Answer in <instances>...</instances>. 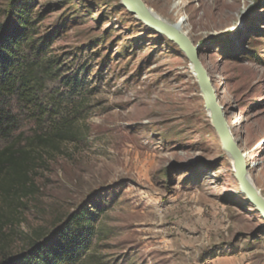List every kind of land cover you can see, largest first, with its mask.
Listing matches in <instances>:
<instances>
[{
  "label": "rangeland",
  "instance_id": "obj_1",
  "mask_svg": "<svg viewBox=\"0 0 264 264\" xmlns=\"http://www.w3.org/2000/svg\"><path fill=\"white\" fill-rule=\"evenodd\" d=\"M13 1L0 0V20ZM22 1L51 54L88 75L87 139L42 156L37 194L2 233L0 254L24 251L87 202L105 212L83 264H264V219L180 48L120 0ZM143 1L200 47L264 197V0Z\"/></svg>",
  "mask_w": 264,
  "mask_h": 264
},
{
  "label": "trees",
  "instance_id": "obj_2",
  "mask_svg": "<svg viewBox=\"0 0 264 264\" xmlns=\"http://www.w3.org/2000/svg\"><path fill=\"white\" fill-rule=\"evenodd\" d=\"M31 3L14 0L0 20V238L35 196L42 156L82 144L88 75L51 54L40 37ZM105 209L84 203L32 240L20 253L1 252L0 264H83L99 234Z\"/></svg>",
  "mask_w": 264,
  "mask_h": 264
},
{
  "label": "water",
  "instance_id": "obj_3",
  "mask_svg": "<svg viewBox=\"0 0 264 264\" xmlns=\"http://www.w3.org/2000/svg\"><path fill=\"white\" fill-rule=\"evenodd\" d=\"M128 12L136 16L149 29L159 36L167 38L176 44L187 56L193 73L198 81L205 101L206 110L210 114L212 125L216 130L224 151L234 162L236 177L241 185L243 193L249 203L254 206L264 219V198L258 193L249 176V166L245 154L238 143L230 136L224 108L220 104L214 84L201 60V49L196 46L190 37L177 26H173L163 20L157 19L153 11L148 8L143 0H120Z\"/></svg>",
  "mask_w": 264,
  "mask_h": 264
},
{
  "label": "bare ground",
  "instance_id": "obj_4",
  "mask_svg": "<svg viewBox=\"0 0 264 264\" xmlns=\"http://www.w3.org/2000/svg\"><path fill=\"white\" fill-rule=\"evenodd\" d=\"M153 15L157 18V19H160V20H162L159 16H157L156 14H154L153 13ZM228 131H229V134H230V136L234 139V136H233V134L231 133V131H230V128L228 127ZM248 156V153H246L245 152V157H247ZM258 191V190H257ZM258 193L260 194V192L258 191ZM264 198V197H263Z\"/></svg>",
  "mask_w": 264,
  "mask_h": 264
}]
</instances>
